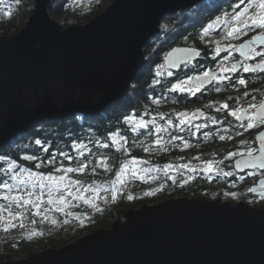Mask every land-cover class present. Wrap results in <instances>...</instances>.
<instances>
[{
  "label": "water",
  "instance_id": "water-1",
  "mask_svg": "<svg viewBox=\"0 0 264 264\" xmlns=\"http://www.w3.org/2000/svg\"><path fill=\"white\" fill-rule=\"evenodd\" d=\"M199 1L113 0L87 24L62 30L51 0H35L22 30L0 36V148L40 122L93 116L124 98L162 17ZM2 264H264V207L175 196L65 247Z\"/></svg>",
  "mask_w": 264,
  "mask_h": 264
},
{
  "label": "trees",
  "instance_id": "trees-1",
  "mask_svg": "<svg viewBox=\"0 0 264 264\" xmlns=\"http://www.w3.org/2000/svg\"><path fill=\"white\" fill-rule=\"evenodd\" d=\"M99 1L81 0V5H74L73 0H51L49 12L53 18L61 21L59 24L64 29H67L68 26L89 22L112 0ZM238 2L239 0H203L190 9L164 16V22L163 18L161 20L160 32L154 35L143 48L146 53V62L151 55H159L149 58L147 64L130 84L124 98L111 103L101 113L93 116L73 115L64 119L40 122L29 130L19 133L0 148V156L6 159H16L19 165L28 167L32 171L60 176L65 174L55 171L61 166L62 158L59 152L66 151L72 155L73 160L71 162L63 160V165L65 168H75L78 166L76 150L71 148V144L73 140L83 142L91 151L79 157V162L87 164L91 160V164H88L83 173H68L65 183L71 180L79 181L83 185H94V188H97L101 194L100 202L91 207L84 202L81 196H79L81 198L73 199L64 191L57 192V195H63L69 203L66 206H63L64 203L60 201L56 204H49L47 197L41 203L40 215L34 214L36 210L32 205L20 207L13 203L9 206L7 201L0 198V205H4V209L0 210V264L17 257H31L48 245V247L62 248L74 239L81 229L90 230L98 225L104 226L110 223L115 213L119 214L120 218L122 217L121 221H124L128 211L140 208L148 202L167 200L176 195L219 199L220 201L227 199L254 201L251 195L246 193L251 183L250 180L235 171L233 162L235 156L228 157L230 152L247 151L240 145L242 141H239V138L242 136V131L232 127V117L228 109L222 108V103L228 102V96L217 100L213 91L197 95L195 99L199 101L207 99L206 104L210 105L205 106L206 112L209 111L207 116L198 117L194 123L207 124V127L201 128L194 136L188 135L187 131L180 133L175 127H171L168 132L159 134L162 137L160 145L154 143L157 138L154 129H140L134 133L131 131V126L125 123V117L133 112L137 118L143 116L144 119L151 120L155 117L157 123L161 125H164L169 118L173 120L174 125L178 123L175 113L184 110L183 108L190 102L189 95L169 92L167 89L178 79H185L183 73H187L188 69L173 72L171 77L161 78L160 84H154L153 80L157 79L156 69L158 65L164 63V54L173 45L189 42L199 46L204 45L207 41L201 39L198 34L202 33L208 21L227 12L232 4ZM35 6V0H14L11 7L6 8L7 11L0 10V15H4L0 17L1 36H16L22 30L20 26L23 22L25 26L34 12ZM185 23L190 26L189 31L184 30ZM163 25L166 28L171 27L172 30H168L164 35ZM195 25L201 27L198 29L192 27ZM14 27L16 28L13 29ZM14 31L18 32L14 33ZM163 36L168 38L162 42ZM157 99L160 102L153 103ZM217 108L222 110L217 111ZM213 117L220 123H212L211 118ZM116 131H119L120 135L127 140L123 147H117L108 139L109 134ZM148 131L153 134L148 135ZM205 132L210 133L207 138L204 137ZM220 135H224L225 140L221 141ZM172 136H183L189 147L185 148L182 140L172 141ZM228 136L232 138L228 139ZM36 139H40L42 145H35ZM95 141H100L101 144L107 143L108 147L104 148L94 143ZM24 145L28 147L25 148ZM43 147H47L48 151L43 152ZM144 147H148L149 151L145 152ZM53 153H56L57 163L42 164L39 169L35 167L37 161L23 159L25 155H36L40 160L47 161ZM101 157L107 158L105 161L108 165L107 169L99 167L98 161ZM134 157L145 161L143 178H140L138 174H130L128 181H123V178L117 180V173L121 166L125 162L132 161ZM208 160L214 162V168L218 171L204 174L198 170L193 173L181 167L189 164L191 167L200 169ZM165 165L172 166L167 170V175L164 170ZM0 167H6V163L0 161ZM225 172H232L233 175L225 176L223 174ZM172 177L175 179L173 180ZM4 178V175L0 173V180ZM113 190H115V196H113ZM51 193H55L54 188ZM230 193H235V196ZM4 194L5 190L0 189V196ZM40 194L41 192L36 190L32 199ZM129 195L133 199H128ZM77 201L78 205L82 206H78ZM260 206L264 207L262 204ZM58 207H63L64 211H57ZM45 209L50 210L45 211ZM74 211L80 212L81 215L72 216L71 213ZM10 218L17 225L9 224L8 228H14V230L16 228V230L14 232L1 230L2 223H7ZM14 235L18 236L12 238Z\"/></svg>",
  "mask_w": 264,
  "mask_h": 264
},
{
  "label": "snow or ice",
  "instance_id": "snow-or-ice-1",
  "mask_svg": "<svg viewBox=\"0 0 264 264\" xmlns=\"http://www.w3.org/2000/svg\"><path fill=\"white\" fill-rule=\"evenodd\" d=\"M0 2H3V0H0ZM242 4H245V0H239L238 3L232 4L230 6L233 13V15L231 16V20L236 22L239 27H232L231 30L228 31L229 37H232L234 33H236L237 35L245 34L249 29L258 28L264 30V0H259V14L248 15L250 9L257 7L256 0H248L246 6L242 10L236 11V9L239 8ZM228 15V12H224L225 17ZM227 23L228 22L221 16H216L215 19H213L210 23L207 24L206 27L203 28V34L200 38L203 39L204 36L209 35L210 31L218 29L221 27V25H225ZM221 51H223V49L217 46L213 50L214 57L218 56ZM235 51L239 52V55L243 58L242 60L227 65L225 64V61L228 59V57H224L223 60L219 61L216 64L215 69L207 68L199 74L188 76L186 79H178L176 83L171 84V87L168 88L167 91L177 92L181 94L187 93L188 95L194 96L197 92H200L209 84L231 81L232 77L236 74L264 73V32H262L260 35L254 36L252 39L246 41L245 43H241L238 48L235 49ZM201 55V52L194 47L174 48L171 52L168 53V56L166 58L167 65H161L157 67L155 72L157 79L153 80V83L160 84L161 78L171 77L173 75L172 69H176L181 65H183L185 68H187L189 65H191L193 68H196L197 65H195L193 62ZM257 58H259V62H256ZM199 67L203 68L204 66L199 65ZM234 83L245 85L246 81L245 79L240 78L234 81ZM220 90L221 89L219 87L215 88V91L217 92H219ZM247 95L248 93H245V96ZM159 102L160 101L158 99L153 101V103L157 104ZM222 108L227 109L228 104H223ZM221 110V108H217V111ZM175 115L178 119V123H176L175 125L173 124V120L171 118H169L164 125H161L157 123L155 117H153L151 120H146L143 118V116L137 118L134 112L131 115L125 117V123L131 126V131L134 133L140 129H154L155 134H157V138L154 143L157 145H160L162 143V137L159 134L168 132L169 128L171 127H175V129L180 133L187 131L188 135L190 136L196 135L201 128L207 127V124L194 123L195 119L204 115V113L200 112L199 110L192 113L178 112L175 113ZM229 115L234 117L236 122H238L239 126L242 128L245 126V122H247L245 130L251 129L257 124L264 125V103H261L259 105L252 103L249 104L248 108L245 109L236 108L229 110ZM211 122L214 124L220 123V121H217L214 117L211 118ZM225 131H227V129H225ZM152 134L153 133L151 131H148V135ZM209 135L210 133L208 132L204 133L205 138H207ZM225 138L226 137L224 135L219 136V139L221 141L225 140ZM227 138L231 139L232 137L228 136ZM108 139L113 144L117 145V147H123V144L127 143L126 138L124 136H121L119 131L110 133ZM171 140H182L183 146L185 148L189 147L188 142L184 140L183 136H172ZM257 140L259 141V147H248L246 155L244 152L228 153V157L237 155L240 156V158L235 161L236 169L241 171L244 169H264V132H261L257 136ZM34 143L38 146L42 145V141L40 139H36ZM94 143L100 144V146L104 148L108 147L107 143L101 144L100 141H95ZM241 143L243 144L244 142L242 141ZM24 147L27 148L28 146L24 145ZM71 148L76 150L75 156L77 158L78 166L75 168H65L63 165V160L71 162L74 157L66 151H60L59 156L62 158L60 161L61 166L55 169L57 173L63 172L65 174L60 176L53 175L52 173L44 174L39 171H32L28 167L19 165L16 159H6L4 156H0V161H4L6 163V167H0V173H2L5 177L3 180H0V189L5 190V194L3 196H0V198L7 201L9 206H11L13 203L20 207L32 205L36 210L34 213L35 215L41 214L40 208L41 203H43L42 195L36 196L35 199H32L33 193L36 190H39L41 194H43L45 190L49 192L47 201L49 204L57 203V200L54 199L51 195V191L53 190V188H55L57 191L63 189L68 193V195H71L73 199L81 198L73 194L70 187L71 185H79L80 182L68 180L67 183H65V180L68 173H83L88 164H91V160H89L87 164H85L80 163L78 159L79 157L84 156L86 152H90L91 149L88 148L85 143L76 142L75 140H73ZM143 150L145 152H148L149 148L144 147ZM47 151L48 148L43 147V152ZM23 159L26 161H37L35 165L36 169H39L42 164L54 165L57 163L56 153H53L51 155V158H49L47 161L40 160L36 155H25ZM106 159V157L100 158V160L98 161L99 167L105 169L108 168L107 163H105ZM197 159L199 158L197 157ZM129 163L133 165V174H135L136 171H138L135 166L137 164H143L145 163V161L138 160L134 157L132 161L125 162V164L121 166L120 171L117 173V180H120L122 174L125 173V169L127 168V165ZM171 167V165L164 166L166 175L167 170ZM181 167L193 173L197 172L198 170L202 171L204 174L214 173L218 171V169L214 168V162L211 160L204 162L202 168L200 169L191 167L189 164H184ZM223 174L225 176L233 175L232 172H225ZM140 178H143V176H141ZM172 179L174 180L175 177H172ZM261 187L264 188V182H262ZM77 191H79V189H77ZM85 191H87V189H85ZM249 191L255 192L256 188H250ZM115 194V190H113V196H115ZM230 195L235 196V193H230ZM25 196H27V198H25ZM128 199H133V197L129 195ZM59 201L60 203H64L65 197L61 196L59 198ZM3 209L4 205H0V210ZM45 211H47V209H45ZM57 211L63 212L64 208L58 207ZM9 215H11V213H9Z\"/></svg>",
  "mask_w": 264,
  "mask_h": 264
},
{
  "label": "flooded vegetation",
  "instance_id": "flooded-vegetation-1",
  "mask_svg": "<svg viewBox=\"0 0 264 264\" xmlns=\"http://www.w3.org/2000/svg\"><path fill=\"white\" fill-rule=\"evenodd\" d=\"M247 2H248V0H245V4L240 5V7L236 9V11L242 10L246 6ZM256 4H257V7L250 9L248 15L260 13V10L258 8L259 0H256ZM227 12L229 13L228 16L225 17L224 13L219 15V16H221L223 19H225L228 23L225 25H221L220 28L215 29L213 31H210L209 35L204 36L203 39H205L207 41L204 45L199 46V45L191 43V42L181 44V45L176 44V45H173L169 50H167L166 54H164V58H165V56L168 54V52L176 46H178V47H194L201 52L202 55L200 57H198L193 62L195 65H197V67H196L197 69H195L191 65H189L187 68L182 66L178 70V71H180L182 69H188L187 73H183V76H185V79L190 75L199 74L200 72H202L203 70H205L207 68L215 69L216 64L219 61L223 60L224 57H228V59L225 61V64H227V65H230L232 63H236V62L242 60L243 58L239 55V52L235 51V49L238 48V46L241 43H245L246 41L252 39L254 36L260 35L262 32H264V30L256 28V29H249L245 34L237 35L236 33H234L232 37H229L228 31H230L232 27H239V25L236 22L231 20V16L233 15L231 9H229ZM212 20L213 19L208 21V23H210ZM163 22H164V18H163ZM207 24H206V26H207ZM192 27H196V29H198L201 26L195 25ZM163 30H164V35H165V34H167L168 30L171 31L172 29H171V27L166 28L163 25ZM184 30L185 31L190 30V26H188V23H185ZM17 32L18 31H14V33H17ZM202 34H203V31H202V33H200L198 35L201 36ZM188 37H190V36H188ZM217 46L221 47L223 49V51H221V53L218 56L214 57L213 50ZM256 62H259V58H257ZM164 64H165V62H164ZM199 65H203L204 67L200 68ZM178 71H173V72H178ZM240 78L245 79V81H246L245 85H239L238 83H234V81H236ZM216 87H219L221 90L219 92L215 91ZM209 91L215 92L214 97H216L217 100L220 99V97L224 98V97L228 96V102L229 103L226 101H224V103H222V105L225 103L228 104V108H227L228 113H229V110H232V109L248 108L249 104H252V103L259 105L261 103H264V73L236 74L232 77L231 81H225L223 83L210 84V85L206 86L204 89H202L200 92H197L196 95H194V96L189 95L190 102H188L186 107L183 109L188 111L189 113H192L196 109L202 108L204 115L200 116V117L207 116L209 111L206 112L207 108H205V106L210 105L209 103L206 104L207 99H203V100L199 101L195 98L197 97V95L205 94L206 92H209ZM245 93H248V95L245 96ZM246 123L247 122H245V126L242 128L239 126L238 122H236L235 118L232 117V127L234 129H239L242 131V133H241L242 136H240L239 141H243L244 143L243 144L240 143L241 147L244 149H247L248 147L258 148L259 147V141L257 140V136L261 132H264V125L257 124L253 128L245 130L246 129ZM244 153L246 155L247 151H245ZM238 157H240V156L239 155L235 156L233 159V162ZM234 169H235V167H234ZM235 171L237 173H239L240 175H243V177L247 178V180L248 179L250 180L251 183H250L248 191L246 193L248 195H251L253 200H255L257 202L263 201V203H261V202L260 203L262 205H264V188H262L261 186L259 187V182L262 179H264V169H256V170L249 169V170H246L244 172H240V171L235 169ZM250 188H256V191L255 192L249 191ZM251 202L252 201H250V203ZM78 203L79 202L77 201V204ZM47 210H50V209H47ZM9 226H10L9 223L3 222L2 226H1L2 227L1 230L9 231V232H14L16 230V228H15V230L9 229L8 228ZM17 236L18 235H16V236L14 235V236H12V238H15ZM50 247H52V246H50ZM16 259H18V258H16Z\"/></svg>",
  "mask_w": 264,
  "mask_h": 264
},
{
  "label": "rangeland",
  "instance_id": "rangeland-1",
  "mask_svg": "<svg viewBox=\"0 0 264 264\" xmlns=\"http://www.w3.org/2000/svg\"><path fill=\"white\" fill-rule=\"evenodd\" d=\"M74 1V5H81V0H73ZM101 1V0H100ZM99 1V2H100ZM113 1V0H112ZM111 1V2H112ZM12 2H14V0L12 1V0H3V2H1V4H0V10H3V11H7V9L6 8H8V7H11V4H12ZM102 4V3H101ZM111 4V3H110ZM109 4V5H110ZM108 5V6H109ZM107 6V7H108ZM106 7V8H107ZM105 8V9H106ZM104 9V10H105ZM104 10L102 11V12H100L99 14H101V13H103L104 12ZM9 14V13H8ZM98 14V15H99ZM10 15V14H9ZM97 15V16H98ZM4 15L3 14H1L0 15V17H3ZM97 16H95L94 18H96ZM94 18H92L90 21H92ZM55 19V21L56 22H58V23H60L61 21L60 20H58V19H56V18H54ZM89 21V22H90ZM24 23L25 22H23V24H22V26H20L21 28H23L24 27ZM88 22H84V23H80V24H83V25H85V24H87ZM76 25H78V24H76ZM71 26H68V28H70ZM16 27H14L13 29H15ZM62 30H65L63 27H62ZM0 36H1V34H0ZM166 38H168V37H165V36H163L162 37V39H161V41L163 42ZM167 40V39H166ZM165 40V41H166ZM157 55H159V54H157ZM156 54L155 55H151L150 57H148L147 58V62H148V60H149V58H154V57H156L157 56ZM147 62L145 63V65L147 64ZM145 65H143V67L145 66ZM161 65H164V63L163 64H161ZM160 65V66H161ZM159 66V65H158ZM142 67V68H143ZM136 169L138 170V171H136V173L135 174H138V175H140V176H143V174H144V172H145V168H143L144 167V165L143 164H137L136 166ZM133 172H134V169H133V165L131 164V163H129L128 165H127V168L125 169V173L124 174H122V176H121V178H123L124 180L123 181H128L129 180V175L130 174H133ZM170 172H174V170H170ZM71 187V191H72V193L73 194H75L76 196H81V197H87V198H90V201H87V200H85L84 202H87L91 207H93V206H96L99 202H100V196H101V194H100V192H99V190L97 191V188H94V185L92 186V185H90V186H88V185H83V184H81V183H79V185H76V186H70ZM77 189H79V191H77ZM85 189H87V191H85ZM54 190H55V193H51V195H53V196H55V197H57V198H60L61 196H63V195H57V192H62V191H64L63 189H61L60 191H57L55 188H54ZM46 192H47V194H46ZM67 195H68V193L66 192V191H64ZM44 195L43 194H40V195H37V196H41L42 195V200H44L45 198H47L48 197V195H49V192L48 191H44ZM68 196H70V197H72L71 195H68ZM176 196H178V195H176ZM175 197V196H174ZM180 197H185V196H180ZM188 197H191V196H188ZM48 199V198H47ZM239 199H227V200H225V201H223V202H233V203H238L237 201H238ZM163 201H165V200H159V201H157V202H148V204H160V203H162ZM59 202V201H58ZM240 202H243V203H245V204H247V205H254V206H259V207H261L260 206V204L261 203H263V201H260V202H257V201H253V202H248V201H240ZM69 202H67L66 200H65V202H64V204H63V206H66L67 204H68ZM76 204H77V202H76ZM78 205V204H77ZM78 206H82L81 204L80 205H78ZM121 219H122V217L120 218V216H119V214L117 215V213H115V215H113V217H112V219H110L111 221H110V223H108V224H105L104 226L103 225H98V226H96L95 228H93V229H90V230H83V229H81L79 232H77V235H76V237H74V239H71L68 243H67V245L68 244H71V243H73V242H77V241H79L80 239H82V238H84L85 236H87L88 234H90V233H92V232H95V231H99V230H101V229H103V228H110V227H112V225H113V223H115V222H117V221H121ZM7 223H9V224H11V225H17V223H14V221H12L11 220V218L8 220V222ZM22 226V225H21ZM13 228V227H12ZM14 229V228H13ZM49 246V245H48ZM44 247V248H42V249H40L39 250V253H42V252H44V251H47L48 249H50V247ZM65 247V246H64ZM57 248V247H56ZM18 258V257H17ZM23 258H26L25 256H22L21 258H18V259H23ZM18 259H16V260H18ZM11 260H13V259H11ZM5 262H7V261H5ZM4 263V262H3Z\"/></svg>",
  "mask_w": 264,
  "mask_h": 264
},
{
  "label": "bare ground",
  "instance_id": "bare-ground-1",
  "mask_svg": "<svg viewBox=\"0 0 264 264\" xmlns=\"http://www.w3.org/2000/svg\"><path fill=\"white\" fill-rule=\"evenodd\" d=\"M202 1H203V0L197 2L196 4L190 6V7L186 8V9H190V8H192L193 6L197 5L198 3L202 2ZM186 9H180V10H186ZM180 10H178V11H180ZM178 11H176V12H178ZM172 13H175V12H172ZM169 14H170V13H169ZM167 15H168V14H167ZM164 16H166V15H164ZM164 16H163V17H164ZM163 17H162V18H163ZM161 20H162V19H161ZM160 26H161V21H160ZM160 26H159V29H160ZM159 32H160V30H159ZM159 32H158V33H159ZM156 34H157V33H156ZM156 34H154V35H156ZM154 35H153V36H154ZM153 36H152V37H153ZM152 37H151V38H152ZM151 38H150V39H151ZM150 39H149V40H150ZM149 40L146 42V44L149 42ZM146 44H145V45H146ZM145 45H144V46H145ZM143 48H144V47H143ZM133 80H134V79H133Z\"/></svg>",
  "mask_w": 264,
  "mask_h": 264
},
{
  "label": "built area",
  "instance_id": "built-area-1",
  "mask_svg": "<svg viewBox=\"0 0 264 264\" xmlns=\"http://www.w3.org/2000/svg\"><path fill=\"white\" fill-rule=\"evenodd\" d=\"M240 201H244V200H242V199H239L237 202H240Z\"/></svg>",
  "mask_w": 264,
  "mask_h": 264
}]
</instances>
